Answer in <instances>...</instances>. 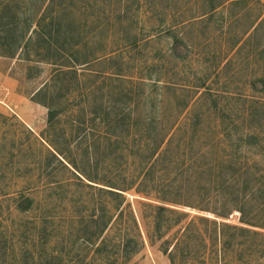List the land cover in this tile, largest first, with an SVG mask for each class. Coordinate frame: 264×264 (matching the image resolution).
<instances>
[{"label": "rangeland", "instance_id": "374dc122", "mask_svg": "<svg viewBox=\"0 0 264 264\" xmlns=\"http://www.w3.org/2000/svg\"><path fill=\"white\" fill-rule=\"evenodd\" d=\"M215 1L223 4L209 18L202 0H0V23L13 28L11 38L20 40L26 32L14 50L10 34L0 44V240L7 248L3 254L0 243V264H34L28 257L23 261V250L31 247L29 234L40 229L48 230L49 247L56 239L66 244L69 216L77 202L84 201L92 210L99 199L95 189L84 188L47 157L45 145L55 146L91 176L96 173L88 170L86 153L94 152L89 156L91 169L98 164L99 179L104 178L102 173L108 177L127 165H131L128 177L145 172L138 159L114 160L101 137L100 106L117 102L129 106L133 116H164L170 124L176 118L179 125L191 116L205 118V128L193 138L192 146H187V139L193 134L180 129L158 160L160 172L155 180L172 182L170 188L154 191L148 186V193L126 194L125 204L136 219L142 248L124 264H171L170 253L177 264H218L223 259L213 248H199L200 258L184 263L189 248L181 235L189 232L187 242L196 246L197 230L208 225L202 218L217 220L213 212H223L221 202L209 194L217 182L209 186L212 175L202 171L219 164L225 154L240 152L233 156L236 168L224 166L218 172L221 180L247 167L251 173L259 171L258 182L264 186V13L251 27L264 9L257 0L246 1L245 6L231 5L236 0ZM258 1L264 5V0ZM249 34L254 36L236 53L237 40ZM158 107L164 109L163 115L155 111ZM227 117L238 119L242 131L257 135L258 140L240 149L239 143L228 141L226 150L221 149L223 142L219 145L213 121L226 118L227 122ZM228 131L230 136L238 132L227 127L226 136ZM140 132L142 137L149 135V131ZM26 192L35 193L36 202L23 213L19 197ZM155 192L177 202L165 201V207L178 215H169L172 228H162L161 237L152 229L150 207L161 204ZM256 198L252 205L262 209L254 223L261 224L264 200ZM224 221L245 227L236 211ZM245 228L255 230L262 239L251 238L258 244L242 249L244 262L236 261L238 257L229 251L220 264H264V230Z\"/></svg>", "mask_w": 264, "mask_h": 264}, {"label": "trees", "instance_id": "16d2710c", "mask_svg": "<svg viewBox=\"0 0 264 264\" xmlns=\"http://www.w3.org/2000/svg\"><path fill=\"white\" fill-rule=\"evenodd\" d=\"M246 1L248 2V0H236L231 2V5L245 6L247 4ZM202 2L205 14L208 15L209 18L215 15L218 7L223 4V2H216L215 0H202ZM256 4L261 5L264 9V5L258 0ZM263 13L264 10L258 14L251 27L255 25ZM0 25V44L4 45L7 35L10 34L8 39H10L11 50L18 48L20 43H22L21 41H24L26 32L21 36L20 40L17 37L12 39L13 28H7L2 23H0ZM257 31V27H255L252 33L254 34ZM253 34H249V38L245 40H237L236 53H239L243 49L244 43L251 40L255 35ZM246 35H248V32H246L245 36ZM240 41H242V44H240ZM47 46L49 48L51 47L50 44H47ZM262 49L264 50V46H262ZM228 63L229 61L227 64ZM227 64H224L223 68H225ZM119 79L121 80L123 77ZM162 89H167V87H163ZM159 97L161 98L160 104H164L163 95ZM120 104H122V102H117L113 104L112 107H106L105 103L101 104L100 113H103L104 116L100 124L102 125L103 131L101 137L104 142L108 144L109 153L114 156V160H126L129 158H131V160L138 159L139 167H144L142 170H145V172L142 175L133 172V174L128 177L126 172L131 165H127L125 162L128 167H126V170L118 169L114 174L108 173V177L106 173H102L104 178L99 179L97 178L99 174L98 164L93 165L94 169H91L89 156L94 152L91 153V151H87L86 153L87 164H89L88 170L92 173H96L95 176H91V174L79 170L75 160L70 158H68L70 160L67 158L65 159L61 152L55 149V146L53 147L52 144H49V147H47L45 145L46 143H43L46 147L43 146V148L46 149V156L69 171L84 188H90L91 190L95 189L99 199L98 201L94 200L95 205L92 210L87 209L88 206L84 201L79 200L77 202L76 208L74 207L72 209V215L69 216L68 223L70 227L66 230V244L64 239L60 241L56 239L53 247L52 245L49 247L51 242L48 240L49 234L46 229H40L36 233L37 235L34 233L29 234L30 236L27 239L28 242L32 244L30 249L27 247L24 248L23 261L28 257L34 264H62L65 259L66 264H124L142 248L141 234L133 213L129 210V206L125 204V196L132 190L136 193H148V190H146L148 186L155 189L154 191L164 186L170 188L172 182H165V180H161L160 182L155 180L156 173L160 172V169L156 167L158 160L167 152L168 146L172 144L174 134L180 129L193 134L194 137L187 139L189 141L187 146H192V142L194 141L193 138L205 128L203 125L205 118H192L191 116L183 120L182 125H179L178 118H176L173 123L170 124L164 116L160 118L133 116L134 113L129 106H121ZM186 106L184 110H186ZM155 111H157L158 115H160V113L161 115L164 114V109L160 107H158V110L155 108ZM245 117L247 116L245 115ZM227 119V122L226 118L215 119L213 121L214 132L219 145L223 142L222 146H219L222 147L221 149L226 150L228 144H230L228 141L239 143L240 149L243 147V144L248 145L249 141L253 142L258 140L257 135L251 133H249V135L245 131H242L241 125L239 123V125L237 124V121H239L238 119H234L233 121L230 117H227ZM52 121L53 113L50 111L48 123L51 124ZM226 124L227 126H224ZM227 127L233 132L238 130L236 136H230L229 131L227 132L228 136H226L225 132ZM141 129L149 131V135L146 137L144 136L147 138L146 140H144L145 138L140 134ZM99 145L100 144H97L96 146ZM97 148L96 150L98 151ZM239 153L233 155L225 154L222 156L219 164L215 163L213 167H206L204 171H202L204 174L207 173L212 175V179L209 180V186L217 182L216 185L213 184L215 185L214 189L212 188L209 194L210 198L212 197L211 195H214L217 200L221 202V209L223 212H213L217 220L202 218L208 225L203 228V231L197 230L195 234V238L198 240L196 246H192L187 242V235L189 232H184L181 235V242L183 244L185 243L189 248L188 254L183 256L182 261L184 263H187L188 260L194 262L195 259L200 258L199 248L205 250L213 248L215 249L214 252L218 251V254L221 253L223 259L220 260L219 258L218 264H220V262L223 263V260L225 261V258L229 255V251L238 257L236 261L244 262V253L242 249H253V246H256L258 243L251 242L250 239L262 237L255 232V230L245 228L248 226L264 230V222L261 224L254 223V220L258 216L257 213L262 207L252 205L253 196H257L255 200H264V186H261L258 182L259 171L251 173L252 171H249L247 167H240L237 168L228 179L221 180V177L218 176V172L223 169L224 166L229 169L237 167L232 165L237 159L233 158V156L236 157ZM65 160L66 165L64 164ZM70 168L76 171L78 175L70 171ZM103 170L106 171L105 168ZM241 179H243L242 184H240ZM251 182L253 185L250 186ZM240 186L242 187L240 188ZM155 193L161 204L150 207L154 212L152 229L158 237H161L162 228L166 225H168V230L172 228V226H170L169 215H175L178 212L169 210V208L165 207V201L169 202V200L161 198L159 194L161 192ZM34 194L26 192L20 195L19 200H21V202L18 207L23 213L31 210L32 205L36 202ZM169 203L177 202L170 201ZM230 211H236L240 214V223L245 227L231 226L224 221L231 214ZM180 219L181 218H178L176 220L178 221L177 224L181 222ZM32 223H34V221H32ZM207 242H209V245H207ZM0 243L2 244L3 254H5L7 248L3 245L1 240ZM55 246H58L61 250H55ZM258 253L259 255L263 253L262 249ZM249 257L250 255L247 256V259H249ZM169 259L171 264H177L173 254L170 253ZM179 263L182 264L181 262Z\"/></svg>", "mask_w": 264, "mask_h": 264}]
</instances>
